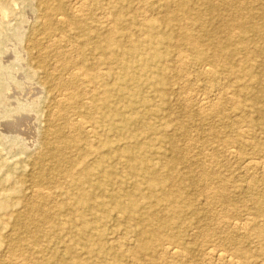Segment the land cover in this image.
<instances>
[{"label":"rangeland","instance_id":"rangeland-1","mask_svg":"<svg viewBox=\"0 0 264 264\" xmlns=\"http://www.w3.org/2000/svg\"><path fill=\"white\" fill-rule=\"evenodd\" d=\"M74 3L0 0V264H264V0Z\"/></svg>","mask_w":264,"mask_h":264},{"label":"bare ground","instance_id":"bare-ground-1","mask_svg":"<svg viewBox=\"0 0 264 264\" xmlns=\"http://www.w3.org/2000/svg\"><path fill=\"white\" fill-rule=\"evenodd\" d=\"M75 1V5L77 6V8H75V9H77L75 12L76 13H80L79 15H81L82 13V9H84V5L86 4V1L87 0H74ZM90 3V2H89ZM91 4V3H90ZM90 4H87V5H90ZM85 9H89V8H85ZM83 14H85V13H83ZM77 15V14H76ZM62 17V16H61ZM80 17V16H79ZM106 17V16H105ZM1 18V17H0ZM57 18H59L58 20H60V19H62V18H60V17H57ZM64 19V18H63ZM63 19H62V21H63ZM109 27V26H108ZM20 33H22V32H20ZM19 33V34H20ZM24 36V35H23ZM19 37V36H18ZM49 45V44H48ZM37 47V46H36ZM179 58V57H178ZM183 60V59H182ZM182 60H181V62H182ZM207 68V67H206ZM205 68V69H206ZM197 69V68H196ZM203 71V70H202ZM206 71V74H208V75H212V70H208V69H206L205 70ZM204 71V72H205ZM66 72V74H67V76L69 77V79H71V80H74L75 82H81V84H82V86H84V89H86L87 87H88V85H87V83H88V80H90V79H87V76L85 75V74H83L82 72H81V70H78V69H68V70H66L65 71ZM100 73H101V76L103 77L104 75H106V74H102V72L100 71ZM205 74V73H204ZM105 77V76H104ZM67 78V77H66ZM86 79V80H85ZM185 79V78H184ZM67 86V85H66ZM90 91H93V90H90ZM73 94H74V90L72 91V90H70V88H68V89H65V90H63V92H62V94L59 96V98H58V102L60 103V104H63V102H65L67 99H69V98H71L72 96H73ZM216 97V96H215ZM189 100V99H188ZM215 103H217V102H215ZM212 104H214V102H211V100H208V99H206V98H202V99H200L199 100V102H198V106L201 108V109H205V108H207V107H209V106H211L212 107ZM207 110V109H206ZM51 119V118H50ZM83 121V120H82ZM71 122V121H70ZM69 122V123H70ZM77 126H82V123H81V120H76V123H75ZM74 124V125H75ZM83 127V126H82ZM81 127V128H82ZM92 130V129H91ZM86 131V130H85ZM90 132V129H88V131H86V133H89ZM93 140V139H92ZM244 164H246V167L247 168H259V169H261V170H263L264 171V166L262 165V163H257V162H253V161H251V160H244ZM35 191V190H34ZM37 191V193H36V195L37 196H41V193H42V191H41V189L38 191V189L36 190ZM35 191V192H36ZM39 192V193H38ZM207 193V192H206ZM46 194V193H45ZM250 196V195H249ZM251 197V196H250ZM227 208V207H226ZM251 220V219H250ZM236 222V221H235ZM235 222H231L230 224H229V226L230 227H232V228H234V229H239V230H241V229H246V225H245V223L244 224H242V223H235ZM248 223V222H247ZM248 225V224H247ZM242 231V230H241ZM245 231V230H244ZM247 231H248V229H247ZM123 244V243H122ZM121 246V245H120ZM131 246H133V245H131ZM125 247V246H124ZM165 253H166V255H169L170 257H174V258H177V257H179V255H181L182 254V251L179 249V248H177V247H174V246H167V248H165ZM206 254H207V256H209L208 258H209V261L211 260V261H215V262H217V263H220V262H229V263H232V264H234V263H236V262H234V259H233V257L231 256V255H229V254H227L226 252H224L223 250L221 251V250H218V249H216V248H208L207 250H206ZM160 257V256H159ZM207 258V259H208ZM206 259V258H205ZM173 261V260H172ZM237 261V260H236ZM207 263H208V261H207ZM213 263V262H212ZM211 263V264H212ZM237 263H240L239 261L237 262ZM171 264V263H170Z\"/></svg>","mask_w":264,"mask_h":264}]
</instances>
